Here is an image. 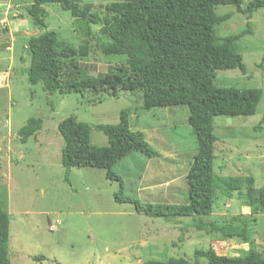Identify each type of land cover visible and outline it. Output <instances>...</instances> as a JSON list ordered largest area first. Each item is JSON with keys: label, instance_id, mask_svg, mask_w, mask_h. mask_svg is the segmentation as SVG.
Here are the masks:
<instances>
[{"label": "rangeland", "instance_id": "1", "mask_svg": "<svg viewBox=\"0 0 264 264\" xmlns=\"http://www.w3.org/2000/svg\"><path fill=\"white\" fill-rule=\"evenodd\" d=\"M70 1L80 16L74 17L56 4L44 5L47 30L58 33L59 40L74 48L85 40L90 46L88 57L62 64V80L74 81L78 72L94 78L115 72L125 59L102 54L101 47L108 39L101 29L102 19L111 17L105 7L121 0ZM242 1L246 8L253 0ZM33 2L0 0V20L8 17L10 22L9 27H0V43L4 40L9 47L11 43L14 46V52L4 50V46L0 51V71L10 72L8 88H0V134L5 138L12 136L11 149L7 152L10 144L5 143L0 153V202L10 216V264H145L169 258L205 264L204 259L195 262L194 251L208 248L229 258H242L251 252L264 256V214L245 200L244 183L231 199L220 187L213 213L203 221L213 222L225 232L244 227L248 243L208 227L194 228L189 218L168 223L136 213L131 204L115 201L114 195L121 190L124 197L141 203H186V175L197 148L186 121L188 111L185 107L145 110L142 91L87 89L82 94L49 95L41 85L31 86L19 69L30 65L26 49L30 37L23 31L39 30L28 15ZM215 13L231 15L215 28L219 37L246 31L247 22L250 34L241 38L236 47L245 73L237 69L218 71L214 86L260 89L262 95L252 116L214 118V172L219 178L239 177L242 182L251 177L258 191L264 188V9L254 12L250 20L237 13L234 6H217ZM91 17L100 21L91 22ZM13 54L14 66L9 71ZM165 101L161 97L158 102ZM125 109L129 110L131 130L143 133L159 158L147 159L128 148L105 153L106 158L100 162L93 155H75L70 184L65 182L58 124L73 117L90 126L114 125ZM32 118L42 120V129L23 144L18 132ZM107 147L111 148L107 138L92 129V151ZM108 169L120 181L107 178Z\"/></svg>", "mask_w": 264, "mask_h": 264}, {"label": "trees", "instance_id": "2", "mask_svg": "<svg viewBox=\"0 0 264 264\" xmlns=\"http://www.w3.org/2000/svg\"><path fill=\"white\" fill-rule=\"evenodd\" d=\"M47 4L59 5L61 10L70 12L74 17L80 16L70 0H34L28 15L41 33L30 37L26 44L30 65L25 74L31 86L41 85L49 95L82 94L87 89L97 91L118 88L130 93L142 91L145 110L185 107L188 111L186 121L196 138L197 148L186 175V203H141L124 197L121 190L114 195L115 201L119 204H131L136 213L168 223L189 218L194 228L202 230L208 227L225 237L241 238L248 243L244 227L225 232L223 227L203 221L204 217L213 213L218 189L223 187L227 197L231 199L233 192L241 189V183L245 184V200L249 205L257 207L259 214H264V188L256 191L251 177H246L242 182L239 177L219 178L214 172L217 142L213 133L214 118L252 116L262 95L260 89L214 86L218 71L237 69L245 73V66L236 47L241 38L250 34V23L247 22L246 31L219 37L215 28L231 15L218 16L215 7L234 6L237 13L246 15L250 20L254 12L264 9V0H253L246 8H243L242 0H121L111 3L105 7L111 17L102 19L101 32L108 43L101 47V52L105 57H124L125 62L115 72L103 78L78 72L74 81L62 80V64L88 57L89 43L85 40L78 48H74L59 40L58 33L47 30V11L44 8ZM91 18V22L100 21L96 17ZM161 97H165L164 103L158 102ZM41 129V119H29L18 132L20 142L26 143ZM92 129L101 132L111 148L92 151ZM58 132L63 141L61 164L64 168V180L68 184L75 155H93L100 162L106 158L105 153L114 154L113 152L118 153L122 148H128L147 159L160 156L146 141L143 133L131 130L127 109L120 112L117 124L90 126L69 117L58 124ZM106 176L120 181L112 169L107 170ZM9 223V213L0 202V264H10ZM194 256L196 263L204 259L205 264H264V256L254 252L242 258H229L208 248L196 249ZM145 264L191 263L181 258H169Z\"/></svg>", "mask_w": 264, "mask_h": 264}, {"label": "crops", "instance_id": "3", "mask_svg": "<svg viewBox=\"0 0 264 264\" xmlns=\"http://www.w3.org/2000/svg\"><path fill=\"white\" fill-rule=\"evenodd\" d=\"M10 8H11V5L7 9L8 10V13H9ZM9 23L10 22L8 20V17L5 18V19H2V20H0V27H3V26L9 27ZM9 37H10L11 42H12L14 39L12 38L13 37V34L11 33L10 28H9ZM0 39H2V35H0ZM6 39H8L7 36L5 37V41H6ZM3 46L5 47L4 50L10 51V53L12 51L14 52V46H13L12 43L10 44V47H9V44H7V42L5 43L4 40H3L0 43V51H1V49H2ZM1 56H2V53L0 52V59H1ZM10 59H11V62H10L9 68H8L9 71H11L12 68H13V66H14V54L11 55V58ZM18 60L20 61V59H18ZM27 66L28 65L21 67L19 69V73H24L25 74V71L29 68V67L27 68ZM9 82H10V72L0 71V88H3V87H7L8 88ZM6 138H7V142L5 141ZM6 138L3 135L0 134V153L2 152L1 146H3L5 143L10 144V146L8 147L7 152L11 149V143H12L11 142V139H12V136H11V138H10V136H8Z\"/></svg>", "mask_w": 264, "mask_h": 264}, {"label": "water", "instance_id": "4", "mask_svg": "<svg viewBox=\"0 0 264 264\" xmlns=\"http://www.w3.org/2000/svg\"><path fill=\"white\" fill-rule=\"evenodd\" d=\"M23 33L28 35L29 37H32V36H37L39 34V31H33V32L23 31Z\"/></svg>", "mask_w": 264, "mask_h": 264}]
</instances>
